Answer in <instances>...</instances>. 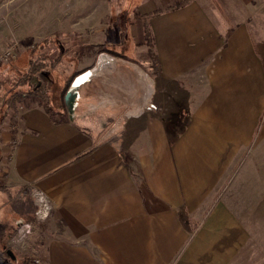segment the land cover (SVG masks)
<instances>
[{
  "label": "crops",
  "instance_id": "obj_1",
  "mask_svg": "<svg viewBox=\"0 0 264 264\" xmlns=\"http://www.w3.org/2000/svg\"><path fill=\"white\" fill-rule=\"evenodd\" d=\"M177 1L135 3L142 18L131 37L144 44L146 18L160 70L150 86L135 66L142 83L132 116L151 92L153 114L141 116L143 134L127 136V155L70 115L53 121L40 105L23 109L9 160L4 147L13 133L0 131V230L9 224L8 242L20 223L34 225L18 247L22 256L38 255L42 264H234L250 247L247 206L256 204L257 186L245 182L248 196L228 200L220 191L239 142L247 140L246 149L264 119V0H190L167 9ZM106 59L94 74L113 61ZM240 93L252 109L235 107ZM209 141L238 144L221 150L205 147ZM36 190L52 206L45 221L35 214Z\"/></svg>",
  "mask_w": 264,
  "mask_h": 264
},
{
  "label": "rangeland",
  "instance_id": "obj_2",
  "mask_svg": "<svg viewBox=\"0 0 264 264\" xmlns=\"http://www.w3.org/2000/svg\"><path fill=\"white\" fill-rule=\"evenodd\" d=\"M129 7V0H124L120 5H112L109 0H0V57L11 48L16 53L14 60L7 63L0 61V131L8 127L11 128L10 132H15L11 117L13 112L9 110V113L7 105L14 96L13 89L18 76H23L29 69L28 58L32 54L34 58L41 57L40 64L46 62L47 65L40 68L42 72L39 71V76L33 78L29 86L15 90L23 93V98L18 103V119H21L25 107L39 105L33 92L45 83L52 108L55 111L64 108L66 111L60 118L67 119L70 115V119L80 123L88 133H94L99 142L113 141L127 155V136L137 132L143 134L141 116L153 114V107L150 106L153 104L151 92L147 108L138 109L144 114L132 116L141 98L137 92L141 77L135 71V66L148 76L150 86L152 77L156 74L146 59L148 48L145 42L141 47L135 46L132 39L134 36L131 37L130 32L132 29L136 30V27L131 28L133 24L130 23L134 19L129 14ZM123 32H126V36ZM63 50H66L65 53H62ZM122 52L133 61L116 56ZM105 58L107 62L111 58L112 63H108L104 70L100 73L97 71V75L93 74L84 83L75 85L80 75L95 69L98 62ZM51 63H54L53 66ZM78 74L67 88L63 78ZM149 90L152 91L151 88ZM235 95L237 97V92ZM252 101L246 103L244 94L240 93V99L236 98L234 105L241 110L245 106L252 109ZM131 102L136 106L129 107ZM241 127L245 128L243 123ZM181 128L182 126H178L174 131L178 132ZM247 135L241 130V136ZM228 142L232 144L229 149L237 147L236 141H209L205 147L222 150ZM246 142L247 140L239 142V154L231 158L233 175L227 179L220 196L224 200L237 197L239 192L248 196L250 192L243 188L245 182L248 184L250 181L252 188L257 186L251 192L256 204L247 206L252 243L234 264H264V119L261 129L245 149ZM1 146L2 143L0 148ZM15 146L13 133L4 147L8 160ZM0 174L5 175L3 169ZM33 198H36L35 194ZM8 227L9 224H4L0 230V257L9 264H28L29 258L35 255L26 258L18 253V247L11 249V237L6 242L7 237L4 236ZM7 250L14 252L15 261L7 256Z\"/></svg>",
  "mask_w": 264,
  "mask_h": 264
},
{
  "label": "trees",
  "instance_id": "obj_3",
  "mask_svg": "<svg viewBox=\"0 0 264 264\" xmlns=\"http://www.w3.org/2000/svg\"><path fill=\"white\" fill-rule=\"evenodd\" d=\"M123 1L124 0H109L110 4H112V5H117V4L120 5ZM189 1L190 0H179L177 2H173L167 9H177V8L183 7V6L187 5L189 3ZM135 3H136L135 0H129V4H130L129 14H131V16L134 20L138 19V18H142V16L136 11V8H135L136 4ZM134 10H135V12H134ZM131 24L132 23H130V25ZM144 33H145V45L148 48L146 51V59H147L149 65L151 66L152 70L154 71V73L157 74V73H159L160 68H159L158 60L156 59L155 54L153 52L152 31H151V28L149 25V21L146 18H144ZM125 34H126V32H123L124 36H126ZM65 51L66 50H63L62 53H65ZM31 53H33V51H31ZM124 53L125 52H122L121 55H116V56H119L121 58H123V57L125 58L126 56ZM40 58H41L40 56L38 58L37 57L34 58V56H32V54H31L28 58L29 59V62H28L29 63V69H27V72H25L23 76H18V81L15 83V88L13 89L14 90V92H13L14 96H12V98H10L9 103L7 105L8 111L10 110L13 112V114H11V117H12V121H13L12 123L14 124V128L19 123V119H18L19 106H18V103L23 98V93L16 92L15 90L20 89V87L22 88L25 85L29 86L31 84L33 78H36L37 76H39L40 68L44 65H47L46 62H42V64H40ZM126 58H128V57H126ZM34 59L35 60L37 59L38 62L34 61ZM55 62H57V61H55ZM53 64L54 63H51V66H53ZM0 66H1V63H0ZM41 72L42 71H40V73ZM74 75H73V77L72 76H70V77L65 76L63 78L64 84L68 85L67 88H69V86L71 85V82L74 80V78H77V76H79V74L76 76H74ZM21 91H23V89H21ZM33 94L35 95L36 99L38 100L39 105L48 113V115L50 116V118L53 121H56L59 117L63 116L64 112L66 113L64 108L61 111H55L52 108V106L50 104L51 99H50V95L48 92L47 84L43 83V84L39 85L38 88H36L34 90ZM10 111H9V113H10ZM171 143H173V140L171 141ZM22 264H26V262H23Z\"/></svg>",
  "mask_w": 264,
  "mask_h": 264
},
{
  "label": "built area",
  "instance_id": "obj_4",
  "mask_svg": "<svg viewBox=\"0 0 264 264\" xmlns=\"http://www.w3.org/2000/svg\"><path fill=\"white\" fill-rule=\"evenodd\" d=\"M16 58V53L13 48L4 52L1 57V62H10ZM144 75L145 73L142 72ZM147 76V75H146ZM153 107V105H150ZM35 201H36V217L40 221L47 220L52 212V206L44 192L36 190L35 192ZM34 233V225L30 222L20 223L13 235L10 238V247L11 249L19 247L22 245L32 234ZM1 254V253H0ZM5 254V253H4ZM0 264H9L4 259L0 257ZM28 264H42V259L40 256L35 255L28 260Z\"/></svg>",
  "mask_w": 264,
  "mask_h": 264
},
{
  "label": "water",
  "instance_id": "obj_5",
  "mask_svg": "<svg viewBox=\"0 0 264 264\" xmlns=\"http://www.w3.org/2000/svg\"><path fill=\"white\" fill-rule=\"evenodd\" d=\"M88 73V72H87ZM86 73V74H87ZM85 74H82V75H80L78 78H77V80H76V82H75V85L76 86H78L79 84H81V83H84L85 81H86V79L82 82V80H81V82L79 83V82H77L79 79H81V78H83V76H84ZM77 83V84H76ZM68 98V97H67ZM6 254H7V256L11 259V260H13V261H15L16 260V256H15V254H14V252L12 251V250H7L6 251Z\"/></svg>",
  "mask_w": 264,
  "mask_h": 264
},
{
  "label": "bare ground",
  "instance_id": "obj_6",
  "mask_svg": "<svg viewBox=\"0 0 264 264\" xmlns=\"http://www.w3.org/2000/svg\"><path fill=\"white\" fill-rule=\"evenodd\" d=\"M103 58V57H102ZM101 61V60H100ZM99 61V62H100ZM93 74H94V71H88V73L87 74H85L84 76H83V78H81V79H79L77 82H81V80H82V82L86 79V80H88L89 78H91L92 76H93Z\"/></svg>",
  "mask_w": 264,
  "mask_h": 264
}]
</instances>
